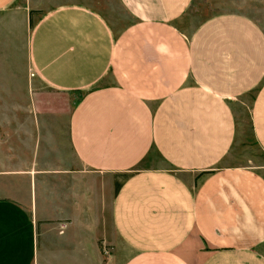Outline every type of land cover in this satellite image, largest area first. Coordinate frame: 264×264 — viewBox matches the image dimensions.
<instances>
[{
	"label": "crops",
	"instance_id": "obj_1",
	"mask_svg": "<svg viewBox=\"0 0 264 264\" xmlns=\"http://www.w3.org/2000/svg\"><path fill=\"white\" fill-rule=\"evenodd\" d=\"M115 1L30 27L0 0L33 78L0 123V264H264L263 30Z\"/></svg>",
	"mask_w": 264,
	"mask_h": 264
},
{
	"label": "rangeland",
	"instance_id": "obj_2",
	"mask_svg": "<svg viewBox=\"0 0 264 264\" xmlns=\"http://www.w3.org/2000/svg\"><path fill=\"white\" fill-rule=\"evenodd\" d=\"M34 11L29 19L33 20L41 14L50 11L58 5L70 4L87 6L93 10L105 13L107 17L115 8V0H32ZM192 14L196 22L216 13L234 12L250 18L264 32V0H193ZM28 22L19 12L0 13V123L8 121L12 113L20 105L28 103L33 80L28 66L27 35ZM39 88V87H38ZM105 257L111 255L109 249L103 250ZM94 260V259H93ZM100 260L99 264H102ZM97 264V261H93Z\"/></svg>",
	"mask_w": 264,
	"mask_h": 264
}]
</instances>
